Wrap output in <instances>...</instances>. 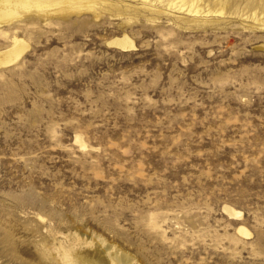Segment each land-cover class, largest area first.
Wrapping results in <instances>:
<instances>
[{
	"label": "rangeland",
	"instance_id": "obj_1",
	"mask_svg": "<svg viewBox=\"0 0 264 264\" xmlns=\"http://www.w3.org/2000/svg\"><path fill=\"white\" fill-rule=\"evenodd\" d=\"M2 1L0 264H264V0Z\"/></svg>",
	"mask_w": 264,
	"mask_h": 264
},
{
	"label": "bare ground",
	"instance_id": "obj_2",
	"mask_svg": "<svg viewBox=\"0 0 264 264\" xmlns=\"http://www.w3.org/2000/svg\"><path fill=\"white\" fill-rule=\"evenodd\" d=\"M147 5L148 11L151 13H157L159 10L156 8L155 4L157 2H163L164 0H144ZM167 1V0H165ZM198 0H168L167 3L169 6H176L179 2H189L191 4L190 12L194 14H199L201 10L195 7V3ZM254 1V0H253ZM62 10L61 12H64ZM219 13H224V11H217ZM10 11L4 7V2L0 0V21L3 20ZM114 45L128 50L134 48V44L131 39L123 38L115 41ZM28 45L23 40H14V45L11 50L0 53V69L9 67L15 63H17L28 49ZM226 211L231 216H240V211H236L234 209L227 208ZM243 234H248L246 231H241ZM103 242V241H102ZM89 246H92V249L85 251L84 253H80L77 255L78 259L84 263L89 264H132V259L126 254H122L121 256L117 254H112L109 252V249L104 252H100V246H94L92 243H89ZM102 246V245H101ZM59 252L62 253L66 264H71L73 256L70 254L64 247L59 248Z\"/></svg>",
	"mask_w": 264,
	"mask_h": 264
}]
</instances>
